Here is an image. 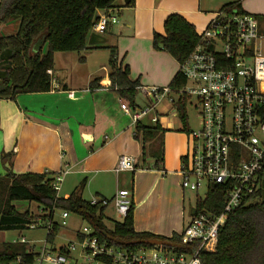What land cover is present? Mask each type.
I'll return each mask as SVG.
<instances>
[{
    "label": "crops",
    "instance_id": "1",
    "mask_svg": "<svg viewBox=\"0 0 264 264\" xmlns=\"http://www.w3.org/2000/svg\"><path fill=\"white\" fill-rule=\"evenodd\" d=\"M231 3L242 6L241 1L134 0V5L126 8L124 1L118 0V8L110 12L118 18V23L109 25L103 35L92 32L89 48L81 61L89 67V75L83 82L78 84L69 76L62 78L60 73L70 65L72 56L56 53L51 92L0 100V175L12 170L16 174H52L55 178L67 170L69 173L63 181L69 177L72 185L64 198H69L72 190L86 180L83 199L87 196L88 202L110 201L104 209L106 223L112 221L106 215L107 210L112 208L117 213L111 203L116 194L129 190L133 193L136 232L167 239L175 234L181 237L195 204L187 207V191L181 187L180 174L190 129L184 130L175 108L166 102L139 122L148 128L159 124L165 131L160 152L164 162L157 164L150 155L155 143L145 145L142 136H135L137 123L121 106L127 104L134 113L149 105L144 89L168 87L179 72L178 62L153 46L154 34H164L162 24L168 16H183L200 35L214 15ZM13 25H1L0 33L8 35V28ZM94 35L104 41L91 43ZM112 50L118 65L129 68L130 80L140 85L134 104L117 89L110 88ZM98 78L101 87L91 88V83ZM6 154H13L12 166L3 162ZM122 156L133 158L135 167L139 168L134 172L117 171ZM38 226L33 225L29 230ZM43 226L47 230V224ZM73 240H77V233ZM72 253L69 264H78L74 263ZM82 261L93 264L84 254Z\"/></svg>",
    "mask_w": 264,
    "mask_h": 264
},
{
    "label": "trees",
    "instance_id": "2",
    "mask_svg": "<svg viewBox=\"0 0 264 264\" xmlns=\"http://www.w3.org/2000/svg\"><path fill=\"white\" fill-rule=\"evenodd\" d=\"M118 0H1L0 26L17 24L14 34L0 35V100H14L22 94H42L53 90V72L56 53H80L87 50L92 29L99 20V11H114ZM134 0L130 5L132 7ZM225 7H233L243 11L239 3H231ZM259 22L264 16H256ZM261 24V23H260ZM46 46L47 53L43 55L42 48L33 53L35 44ZM201 43V37L196 28L183 16L172 14L164 23V34H154L153 46L157 51L171 55L181 65ZM83 59H81L82 61ZM110 88L117 89L123 98L134 104L138 94L139 83L129 78L130 70L118 65L116 54L112 50L110 59ZM101 79H95L91 88L101 87ZM186 82L180 72L174 77L170 87L181 89ZM187 102L177 105L178 117L184 130H188ZM165 131L156 124L148 128L137 123L135 136H142L143 143L154 144L151 157L157 164L163 163L160 156ZM12 155L6 154L3 162L12 166ZM146 156V148L144 158ZM163 157V156H162ZM139 166H136V170ZM163 171V170H162ZM52 174H16L12 170L6 175H0V233L25 232L39 219L42 225L51 223L50 233L46 243L54 246L56 236L61 226L55 221V213L63 211L67 215H75L94 231V236L100 242L109 246L128 251L153 248L148 244L126 245L123 242H147L158 240L181 245V237L173 235L167 239L147 233H138L134 227V206L122 222H112V227L106 223L105 207L92 206L82 197L86 185L84 180L69 196L62 198L53 190ZM17 202L34 203L44 211L43 215H33L30 211L21 212L15 206ZM224 198L217 187L210 190L205 201H199V208H204L219 214L223 208ZM44 227V226H42ZM65 227L62 225V228ZM82 232V231H81ZM77 233V240H83L82 233ZM178 253L194 254L198 248L192 244L188 249L170 248ZM51 253L70 257L67 247ZM40 254L27 242L16 240L0 242V264H35ZM199 258L202 264H264V204L259 202L241 208L230 214L219 234V243L215 253L201 252ZM100 263L112 264L109 259H98Z\"/></svg>",
    "mask_w": 264,
    "mask_h": 264
},
{
    "label": "built area",
    "instance_id": "3",
    "mask_svg": "<svg viewBox=\"0 0 264 264\" xmlns=\"http://www.w3.org/2000/svg\"><path fill=\"white\" fill-rule=\"evenodd\" d=\"M110 12L99 14L92 32L103 35L109 25L118 23V18ZM199 36L201 43L179 65L186 82L183 88H145L149 105L134 113L127 104L121 106L133 116L135 123L165 102L175 108L176 114L179 103L187 102V106L195 109L200 127L197 131H188L193 149L182 158L180 169L181 187L194 194L195 204L180 244L186 249L197 244L196 252L178 253L161 246L132 252L100 242L94 231L86 227L81 232L83 240L67 247L70 253L80 249L93 264L98 259H109L112 264H202L199 254L217 251L219 234L230 214L257 202L263 204L264 34L261 24L254 14L225 7L214 15ZM135 168L133 158H119L117 171L134 172ZM68 173L65 170L53 180L52 188L58 196ZM215 187L224 198L219 214L199 208V201H205ZM199 192H203V198ZM90 203L107 207L110 201L101 199ZM111 203L124 220L134 205L133 193L121 190ZM64 214L62 225L66 226L67 214ZM50 230L51 223H48L47 235ZM16 264H21L20 259ZM35 264H69V260L44 249Z\"/></svg>",
    "mask_w": 264,
    "mask_h": 264
},
{
    "label": "rangeland",
    "instance_id": "4",
    "mask_svg": "<svg viewBox=\"0 0 264 264\" xmlns=\"http://www.w3.org/2000/svg\"><path fill=\"white\" fill-rule=\"evenodd\" d=\"M214 1H219L223 3H230L233 1H241L242 2V8L244 7V11L254 14L256 16H264V0H214ZM244 4V5H243ZM261 23V33L264 34V21L260 22ZM163 32H164V25L162 24ZM8 35L9 34H14L15 31H17V24H14L13 26H10L8 28ZM2 31V30H1ZM3 34L6 32H2ZM1 35V33H0ZM7 35V34H6ZM48 48L44 46L42 48V53L45 55L47 53ZM67 54V53H66ZM68 56H72L70 60V65L66 67L63 71H61L60 75L62 76L63 79L67 78V76L72 77L77 80V83L83 82L84 79L87 78L89 75L87 73L88 68L85 65L82 64L81 59L85 56V52H80V53H71L68 54ZM68 70V71H67ZM159 107V106H158ZM186 113H187V119H188V128L192 131H197L199 130V118L196 114L195 109L192 106H187L186 108ZM176 127L179 128L178 123L176 124ZM187 148L185 149V152L187 153V149L192 150L193 149V142L192 140L187 141ZM186 153L183 155L185 156ZM65 179V178H64ZM71 178H67L65 183L63 181L62 184V191H60L59 195L60 197L64 198L65 194L67 191H69V187L72 185ZM73 192L75 190H72ZM71 192V193H73ZM198 195L203 198L204 194L203 192H199ZM86 197V198H85ZM84 199L88 201L89 197L85 196ZM187 197V207L193 206V203L195 201L194 199V194L192 192L187 191L186 194ZM15 206L17 209L21 212L24 211H30L33 215L42 216V211L36 204L32 203H27V202H17L15 203ZM64 212L63 211H57L55 213V221L58 222L61 226L60 233L56 236L54 246H50L49 244L46 243V236H47V230L43 229V221H38V227L35 229L32 228V230H28L25 232H1L0 233V242H13L16 240H21L25 239L28 244L32 248H34L35 252L38 254H41V252L45 250H52L55 249L57 252L62 248V247H67L71 243H74L76 241L73 240L74 234L78 233L79 231H82L84 228H88V224L83 222L79 217L75 215H67L66 221V226L62 228V223H63V217H64ZM106 215L112 219V221H108L107 224L109 227H112V222L114 221H123L122 217L117 215V213L110 208L107 210ZM42 222V224H41ZM74 241V242H72ZM71 242V243H70ZM70 243V244H69ZM55 254V253H54ZM72 259L75 262H78V264H83L82 261V253L80 249H77L76 252L72 253ZM97 264H103L97 262Z\"/></svg>",
    "mask_w": 264,
    "mask_h": 264
},
{
    "label": "water",
    "instance_id": "5",
    "mask_svg": "<svg viewBox=\"0 0 264 264\" xmlns=\"http://www.w3.org/2000/svg\"><path fill=\"white\" fill-rule=\"evenodd\" d=\"M124 1V4L125 6H128L130 5V3L132 2V0H123ZM103 38L97 36V35H94L91 39V43H101L103 42ZM41 43H37L33 46L32 48V51L33 53H38L41 49ZM263 204H264V193H263ZM118 244L122 245V246H126V245H137V244H148V245H151V246H161V247H170V248H180V249H186L185 246H182V245H176V244H173V243H170V242H165V241H158V240H150V241H147V242H132V243H129V242H123V241H119Z\"/></svg>",
    "mask_w": 264,
    "mask_h": 264
}]
</instances>
